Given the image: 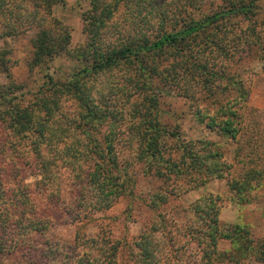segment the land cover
<instances>
[{
    "label": "trees",
    "instance_id": "16d2710c",
    "mask_svg": "<svg viewBox=\"0 0 264 264\" xmlns=\"http://www.w3.org/2000/svg\"><path fill=\"white\" fill-rule=\"evenodd\" d=\"M261 1L89 0L87 40L72 48L70 30L52 16L65 0H32L26 12V25L35 31L30 68L64 55L82 66L68 78L45 75L27 103L14 96L22 86L11 84L0 108V149L34 176L30 184L19 172L5 176L10 163L0 160V264H264V237L241 222L224 226L220 196L202 195L183 208L178 223L172 204L213 180L229 179L234 162L217 141L185 140L179 127L165 124L161 93L154 89H175L189 100L197 124L249 150L246 173L229 179V187L237 204L255 201L264 166L250 159L263 155L264 137L241 134L250 91L232 68L264 63ZM5 5L0 0V16H7ZM4 27L0 37L20 29L10 22ZM110 97L125 105L116 110ZM125 133L137 144L144 175L160 183L147 201L155 214L126 247L125 258L123 244L106 235L79 233L68 252L50 239L47 215L64 203L65 177L76 187L81 221L136 197V178L118 152ZM222 242L230 248L221 250Z\"/></svg>",
    "mask_w": 264,
    "mask_h": 264
},
{
    "label": "rangeland",
    "instance_id": "374dc122",
    "mask_svg": "<svg viewBox=\"0 0 264 264\" xmlns=\"http://www.w3.org/2000/svg\"><path fill=\"white\" fill-rule=\"evenodd\" d=\"M259 4L261 6L259 13L261 28L259 30H262L264 34V0ZM31 5L32 0H6L7 16H0V34L6 33L7 29H5L4 25L9 22L12 27H20V29L14 31L13 35L0 37V54L5 52L4 63L0 62V108L5 105V97H10L12 94L9 89L11 84H16L17 87L22 86L14 96L20 101L27 103L33 100L34 94L46 81L45 75L49 73L56 78H68L82 66L81 63L64 55L53 61H47L35 69L30 68L29 61L32 56L30 40L33 38L35 31L29 29L28 25H26L28 20L26 12L30 10ZM89 9V0H65L63 6L53 7L52 16L62 22L72 34V48L83 45L87 40L84 14ZM232 69L233 72L236 70L238 74L245 78L250 91L248 107L245 113L246 121L241 134L244 139L251 136L264 137V63L258 61L245 64L239 63ZM154 89L161 93L160 116L165 124L173 128L179 127L182 138L185 140L207 137L220 143L226 153L227 160L234 162L233 174L229 179L234 176L241 177L246 173L248 168L246 162H249V159L244 158L249 150L241 149L237 143L230 142V137L209 132L203 126L197 124L193 118L189 100L182 98L175 89L165 86H157ZM110 99L113 102L112 106L117 107L116 110L125 105L124 101L121 106L122 99L120 97H110ZM128 135L129 133H125L123 141L119 143L118 152L121 163L128 167L131 176L136 178V197L125 196L114 204L111 209L93 214L95 216L94 219L81 221L76 217L79 211V208L75 209L77 203L76 187L68 177L63 179V193L60 202L64 203L48 209L47 215H50L52 224L49 232L50 239L62 247H70L67 249L68 252L74 250L76 237L79 233L88 237L106 235L123 244L125 249H123L121 258H125L128 255L126 247L140 235L145 224L154 216L155 213L149 207L147 201L150 194L158 188L160 183L144 175V169L137 162V148H135L137 144L133 140L128 142ZM4 154L6 155L0 149V160L5 159L6 156ZM262 154H254L250 162H258L259 166L261 164L264 166V153ZM7 157L10 165L6 169L5 176L12 172H19L23 174L20 180L30 184L34 179L32 170L26 164L20 161L16 162L14 157L12 158L13 160L9 159L11 158L9 155ZM249 166L251 165L249 164ZM229 179L213 180L205 187L184 195L180 200L174 202L172 208L177 209L176 217L178 223L181 224L184 221V207L189 206L202 195L212 194L220 196L222 199L220 218L224 226L227 227L229 224L241 222L253 227L256 236L264 237V185L260 190L254 191L255 201L249 205L242 206L237 204L231 192ZM164 210L171 213L170 207L164 208ZM229 248L230 244L228 242L220 244L221 250ZM78 255L83 257L81 252H78ZM12 262L13 260H5L4 264H12ZM217 264L223 263L218 261Z\"/></svg>",
    "mask_w": 264,
    "mask_h": 264
},
{
    "label": "crops",
    "instance_id": "0c3cea01",
    "mask_svg": "<svg viewBox=\"0 0 264 264\" xmlns=\"http://www.w3.org/2000/svg\"><path fill=\"white\" fill-rule=\"evenodd\" d=\"M264 216V215H263Z\"/></svg>",
    "mask_w": 264,
    "mask_h": 264
}]
</instances>
